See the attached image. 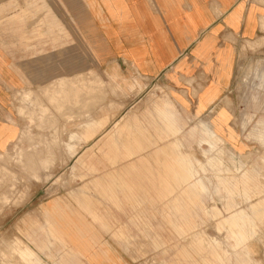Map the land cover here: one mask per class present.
<instances>
[{
	"label": "rangeland",
	"instance_id": "rangeland-1",
	"mask_svg": "<svg viewBox=\"0 0 264 264\" xmlns=\"http://www.w3.org/2000/svg\"><path fill=\"white\" fill-rule=\"evenodd\" d=\"M30 2L20 11L29 38L9 45L21 84L7 112L20 133L0 153V264H29L27 250L44 264H97L102 254L124 264H264V34L238 48L229 121L211 148L200 121L156 120L138 114L141 105L125 114L130 91L99 70L74 0ZM97 139L155 151L80 152ZM134 156L165 177L149 184L148 202H121L124 216L69 215L118 212L103 194L94 206L87 183L97 162ZM181 159L188 183L176 173ZM146 205L149 215H138Z\"/></svg>",
	"mask_w": 264,
	"mask_h": 264
},
{
	"label": "crops",
	"instance_id": "crops-1",
	"mask_svg": "<svg viewBox=\"0 0 264 264\" xmlns=\"http://www.w3.org/2000/svg\"><path fill=\"white\" fill-rule=\"evenodd\" d=\"M74 1L80 9L79 25L87 36L99 70L130 91L132 105L125 114L141 105L137 113L156 120L200 121L203 142L214 148L217 138L223 141L230 115L223 102L234 85L237 51L264 34L261 6L254 0ZM30 5V0H0V153L20 133L7 112L12 94L21 84L12 61L18 53L9 45L29 38L30 22L20 11ZM172 125L170 131L178 134L180 128ZM98 140L85 145L80 152L155 151L136 144H99ZM121 158L118 162H97L92 166V180L87 183L94 186L91 198L94 206L96 196L103 194L116 202L118 212L100 207L96 213L69 215L124 216L130 209L124 208L121 202L128 201L130 205L138 200L148 202L149 184L166 183L163 175L159 177L158 168L154 171L149 166L148 159ZM183 161L179 162L176 173L183 183H188L194 174ZM189 192L193 191L189 189ZM140 209L138 215H149L148 205ZM52 215L58 216L59 221L68 216L67 212ZM80 228H77L79 233ZM232 236L239 238L236 231H232ZM23 257L29 264H44L29 250ZM100 259L102 262L97 264H124L117 255L109 258L102 254Z\"/></svg>",
	"mask_w": 264,
	"mask_h": 264
},
{
	"label": "bare ground",
	"instance_id": "bare-ground-1",
	"mask_svg": "<svg viewBox=\"0 0 264 264\" xmlns=\"http://www.w3.org/2000/svg\"><path fill=\"white\" fill-rule=\"evenodd\" d=\"M261 24L263 25V27H264V19L262 20V22H261ZM62 83H63V80H62ZM66 86V85H65ZM60 91V90H59ZM47 92V91H46ZM50 92V91H49ZM48 92V93H49ZM27 95V94H26ZM60 98V97H59ZM21 100V99H20ZM22 111V110H21ZM32 166H34V165H32ZM39 167V166H38Z\"/></svg>",
	"mask_w": 264,
	"mask_h": 264
}]
</instances>
